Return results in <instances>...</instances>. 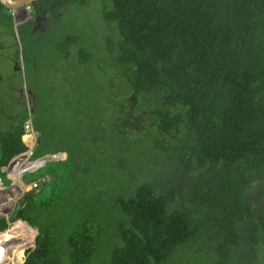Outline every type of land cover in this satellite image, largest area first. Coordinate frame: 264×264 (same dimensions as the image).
Returning a JSON list of instances; mask_svg holds the SVG:
<instances>
[{
  "label": "trees",
  "instance_id": "16d2710c",
  "mask_svg": "<svg viewBox=\"0 0 264 264\" xmlns=\"http://www.w3.org/2000/svg\"><path fill=\"white\" fill-rule=\"evenodd\" d=\"M87 1H39L30 6L31 23ZM10 11L0 3L1 27L14 33ZM102 15L108 44L94 47L92 37L88 48L78 37L64 43V59L77 65L63 67L64 99L85 95L77 98L79 109L85 106L77 123L42 113L32 89V112L20 106L9 126L0 123V178L7 182L2 168L10 166L21 182L44 179L38 192L25 193L12 229L0 218L7 233L0 244L16 247L10 264L23 263L36 235L23 264H166L175 254L185 259L184 248H210V241L214 251L204 256L212 264H262L264 0H106ZM16 28L35 39L43 33ZM88 61L100 77L110 68L107 100L88 96L98 84L86 89L79 82ZM59 62L46 60L48 80ZM54 94L46 98L56 114ZM29 117L39 133L31 156L22 155ZM121 145V157L139 165L117 194L105 189L111 165L92 152Z\"/></svg>",
  "mask_w": 264,
  "mask_h": 264
},
{
  "label": "rangeland",
  "instance_id": "374dc122",
  "mask_svg": "<svg viewBox=\"0 0 264 264\" xmlns=\"http://www.w3.org/2000/svg\"><path fill=\"white\" fill-rule=\"evenodd\" d=\"M105 5L106 0H89L86 3H70L64 8V10L57 14H54L53 16L48 18V20L39 22L37 21L35 23H31L33 16L28 17L27 14L23 11L18 12L17 10L12 9L10 11V15L14 24L26 20L21 25H18V30H20V27L25 24L26 28L28 27L33 30L32 33L39 31V29H41L43 33L37 34V39H35L34 35L27 36L20 31H16L17 33L15 38L14 33L7 31V29L4 30V28L1 27L0 23V109L5 110L8 114L10 113V108L13 109L14 114L20 112L22 110V107L14 105V101L18 99L19 102L24 101L26 105H29L30 103L29 108L32 112V103H34V101L31 93L27 91L28 87L29 89H32L34 93H40L36 97L41 104L40 111L42 113H48L56 117L57 119H60L61 123L65 122L64 124H69L68 122L71 120L77 123L78 120L76 115L80 112V109L85 107L82 106L79 109L77 105V98L85 95L82 92L74 93V97L71 99L70 104L68 99H64L66 87L63 84V80L64 77L66 78L67 76V73L65 71L68 70H64L63 67L72 63V59H64L63 57L62 53L65 48L64 43L69 37H73L74 40L75 37H78L80 45H84L88 48L89 40L87 39L92 37L94 47L97 43H104V45L108 44L112 36L108 30L109 27L104 22V18L102 15ZM4 12L6 13V11ZM28 18L30 19L27 20ZM1 45H4L3 48L1 47ZM17 45V58L20 61L21 70H15V64L12 63V61H14L16 58H12V56L16 55ZM72 47L75 48V46ZM66 52L68 51L66 50ZM101 52L107 53L106 49H102ZM22 54L25 59L24 62L21 59ZM36 58L41 59V61L37 60ZM53 59L56 62V65H58V60H63L64 62H59L60 65L56 67L58 69L55 77L53 79H49L50 81H57V83L51 85L48 77L51 74L50 69L52 67H48L46 60ZM71 67L76 68L77 65L74 66V64L72 63ZM79 68H85L81 71L82 77H79V82L82 84H86V89H88L89 87H91L92 89L91 81L94 87L98 84V86L101 88L99 90L93 91L88 96L91 99H94L93 96H101L104 100H107V97L110 94V88L108 86V88L103 89V86L104 82H106L105 79L107 78L109 80V75L111 76L110 68H106L107 72L104 71V69L100 70L101 72L103 71L104 75L101 77L99 76V71L97 70L100 68H97V64L93 65V63H91L90 61L86 62L84 66H80ZM92 69L96 70H94L90 79L89 70L91 71ZM76 79L77 78H75V80ZM44 86H46V88H44ZM53 92L55 93L53 97L54 101L52 102L53 108L57 107L58 109L56 114L52 113L47 108L48 100L46 97L51 96ZM69 93L73 95L71 92ZM0 118L2 119L1 123L3 124H10L12 122V120H4L6 117H3L2 115H0ZM90 119L91 117H88L89 121ZM85 122H87L86 119ZM94 122H92L91 124H93ZM87 123L83 125H86ZM101 135V133H98L95 138H100ZM33 137H39V134H37V136L36 134H34ZM23 139L27 146H32V144L29 142V139H31L29 136H24ZM142 145L146 144L143 143ZM102 146L104 145L101 144V147ZM120 147H123V145L116 147L117 150L114 149V151H111L112 149H108L110 148L108 146L107 148L102 149L96 148L92 152V157L94 160H97L109 166L111 165L110 167H107V169L109 170L110 180L108 181L109 185L105 189H107L108 191H114L117 194L123 191L124 186L130 181L131 178L138 175L136 168L139 165L136 160L131 159V157H128L127 155L121 157V154L119 153ZM135 149L137 148L135 147ZM114 167L116 169L113 170ZM89 169L91 171L89 175L90 180L93 181V167H90ZM98 172L99 169L97 173ZM39 179L44 180L41 178ZM29 180L30 179H27L25 181L27 182V184H25L27 185L25 193L29 191ZM4 186L7 187V189L10 187L8 182H4ZM40 187L36 188L34 191L38 192ZM71 196L75 197V195L72 194ZM110 207L111 209H113L116 206L112 202V204H110ZM30 228L35 229L33 227ZM9 229H12V224H9L6 230ZM34 240L32 241L33 243L31 242L28 245L29 247L27 246V249L23 251V254L25 255L24 259H26L27 253L33 250L35 244ZM17 241L18 239H16V241L12 243H16ZM212 246L213 243L212 241H210V244L208 246L210 248L207 249H196L195 247H189L190 249L187 250V248H184L183 251L185 254V259H181L178 257V255L175 254L173 255L174 257L171 256L166 264H212L215 259L207 258L204 256L206 255V253H212V251H214L211 248ZM260 254V260L262 264H264V247L260 249ZM8 255L10 256L9 253ZM10 257L13 256L11 255Z\"/></svg>",
  "mask_w": 264,
  "mask_h": 264
},
{
  "label": "built area",
  "instance_id": "2783aa9c",
  "mask_svg": "<svg viewBox=\"0 0 264 264\" xmlns=\"http://www.w3.org/2000/svg\"><path fill=\"white\" fill-rule=\"evenodd\" d=\"M26 133L33 134L31 127V122L27 121L24 125ZM32 146L26 154H31L32 150L35 147L36 139H31ZM44 180H36L35 182L30 183L29 190H35L38 188L41 182ZM9 188L4 186L2 179L0 178V218H4L6 221L15 213V208L18 203H20L24 197L25 190L27 185L21 184L19 181L11 179ZM8 225L11 223H7Z\"/></svg>",
  "mask_w": 264,
  "mask_h": 264
},
{
  "label": "clouds",
  "instance_id": "9594fccd",
  "mask_svg": "<svg viewBox=\"0 0 264 264\" xmlns=\"http://www.w3.org/2000/svg\"><path fill=\"white\" fill-rule=\"evenodd\" d=\"M26 11L29 13L27 16L29 17L30 16V11H31V8H30V6H28L27 8H26ZM27 106V105H26ZM29 108V107H28ZM27 121H30V120H27ZM31 122V121H30ZM26 123V122H25ZM25 125V124H24ZM31 127H32V130H33V134H30V133H26V131H25V128H24V135L22 136V138L24 137V136H29L31 139H36V144H35V147H34V149L32 150V153L31 154H26V152H28L29 151V149H30V147H29V145L27 146V144L25 143V142H23L24 144H25V146L27 147V151L26 152H24L22 155H27V156H31L32 154H33V151L35 150V148H36V146H37V144H38V140H39V137H33V135L34 134H36V136H37V134H39L35 129H34V127H33V123L31 122ZM31 139H29V142L31 143ZM21 155V156H22ZM2 172L3 173H5L6 174V179H7V182L10 184V180L11 179H14V180H17V181H19V179H17V178H14L13 176H12V174H11V172H10V166H8V167H6V168H2ZM39 179V178H38ZM38 179H36V180H38ZM42 179V178H41ZM35 180V181H36ZM40 180V179H39ZM34 181V182H35ZM2 182L4 183V181L2 180ZM21 184H27V182H21V181H19ZM29 183H32V182H29ZM29 191H33V190H29ZM24 196H25V194H24ZM23 199H24V197H23ZM21 203V202H20ZM17 221H20V220H17V219H13V221L11 222L10 221V218H9V220L8 221H6L7 223H11V224H14L15 222H17ZM22 222V221H21ZM25 223V222H24ZM26 224V223H25ZM7 226H8V224H7ZM28 226V225H27ZM28 227H30V226H28ZM5 231V230H4ZM38 232V231H37ZM1 233V232H0ZM38 234V233H37ZM34 243H35V240H34ZM34 247H35V244H34ZM34 247H33V249H34ZM25 256V255H24ZM25 260L26 259H24L23 260V263L25 262ZM22 263V264H23Z\"/></svg>",
  "mask_w": 264,
  "mask_h": 264
},
{
  "label": "water",
  "instance_id": "95a60500",
  "mask_svg": "<svg viewBox=\"0 0 264 264\" xmlns=\"http://www.w3.org/2000/svg\"><path fill=\"white\" fill-rule=\"evenodd\" d=\"M39 1H45V0H0V3L7 8L8 10H12L15 9L18 12L23 11L24 13H26L27 15L29 14L26 11V8L28 6H31ZM17 24V23H16ZM22 209L21 203H18L16 208H15V213L13 214L12 218L15 220L17 219L18 213L19 211ZM36 231H38L37 228H35ZM38 233V232H37ZM4 252H2V259L4 257ZM1 257V256H0Z\"/></svg>",
  "mask_w": 264,
  "mask_h": 264
},
{
  "label": "crops",
  "instance_id": "0c3cea01",
  "mask_svg": "<svg viewBox=\"0 0 264 264\" xmlns=\"http://www.w3.org/2000/svg\"><path fill=\"white\" fill-rule=\"evenodd\" d=\"M28 19H29V18H28ZM28 19H27V20H28ZM25 21H26V20H25ZM25 21H22V22L17 23V24H14V23H13V25H14V26H13V29H14V31H15V32H14V36H15V38H16V33H17V32H16V31H17V28H16V27H17L18 25L24 23ZM16 43H17V42H16ZM17 47H18V45L16 46V48H17ZM17 53H18V50H17ZM15 56H16V55H15ZM15 56H12V58H14ZM15 61H16V60L12 61V63L15 64V67H16L15 70H19V69L21 70V64H20V66H18L17 63H16ZM19 63H20V62H19ZM27 89H28L27 91H29V93H31V96H33L32 91H31L28 87H27ZM34 97H35V96H33L32 98H33V101L35 102ZM17 104H19V106H25V105H26V104L24 103V101H21V102L18 101ZM33 104H34V103H32V105H33ZM29 105H30V103H29ZM29 105H27V107H29ZM12 110H13V109L10 108V113L8 114L5 110L0 109V115H2L3 117H6L4 120H12V121H13V118H12V117H13V115H12V114H13V111H12ZM1 120H2V119H0V123H1ZM28 120H30V121L33 123L31 117H29ZM11 123H12V122H11ZM9 125H10V124H8L7 126H9ZM23 138H24V137H23ZM23 138H22V142H24V139H23ZM37 179H38V178H37ZM47 179H48V178H47Z\"/></svg>",
  "mask_w": 264,
  "mask_h": 264
},
{
  "label": "bare ground",
  "instance_id": "6f19581e",
  "mask_svg": "<svg viewBox=\"0 0 264 264\" xmlns=\"http://www.w3.org/2000/svg\"><path fill=\"white\" fill-rule=\"evenodd\" d=\"M1 233H5V232H1ZM7 236V233H5ZM8 238V237H7ZM10 241V240H9ZM16 247L12 244L11 247H7V245L5 244H0V254H2V252H4V257L2 259V255H0V264H10V256L13 254V252L15 251ZM8 253L10 254V256L8 255Z\"/></svg>",
  "mask_w": 264,
  "mask_h": 264
}]
</instances>
